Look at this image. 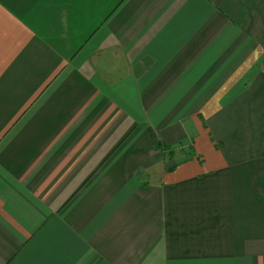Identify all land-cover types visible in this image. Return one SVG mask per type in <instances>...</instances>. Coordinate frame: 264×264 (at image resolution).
I'll use <instances>...</instances> for the list:
<instances>
[{
  "label": "crops",
  "instance_id": "1",
  "mask_svg": "<svg viewBox=\"0 0 264 264\" xmlns=\"http://www.w3.org/2000/svg\"><path fill=\"white\" fill-rule=\"evenodd\" d=\"M0 264H264V0H0Z\"/></svg>",
  "mask_w": 264,
  "mask_h": 264
},
{
  "label": "rangeland",
  "instance_id": "2",
  "mask_svg": "<svg viewBox=\"0 0 264 264\" xmlns=\"http://www.w3.org/2000/svg\"><path fill=\"white\" fill-rule=\"evenodd\" d=\"M178 161H175V162H171V165H173L174 163H177Z\"/></svg>",
  "mask_w": 264,
  "mask_h": 264
},
{
  "label": "trees",
  "instance_id": "3",
  "mask_svg": "<svg viewBox=\"0 0 264 264\" xmlns=\"http://www.w3.org/2000/svg\"><path fill=\"white\" fill-rule=\"evenodd\" d=\"M186 160H189V158H187V159H184L183 161H186Z\"/></svg>",
  "mask_w": 264,
  "mask_h": 264
}]
</instances>
